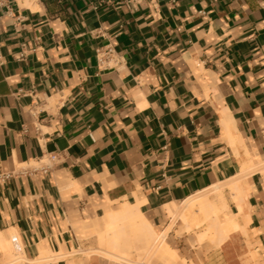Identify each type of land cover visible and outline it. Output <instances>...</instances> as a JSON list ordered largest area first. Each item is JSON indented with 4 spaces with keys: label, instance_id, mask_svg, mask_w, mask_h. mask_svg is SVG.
I'll list each match as a JSON object with an SVG mask.
<instances>
[{
    "label": "crops",
    "instance_id": "crops-1",
    "mask_svg": "<svg viewBox=\"0 0 264 264\" xmlns=\"http://www.w3.org/2000/svg\"><path fill=\"white\" fill-rule=\"evenodd\" d=\"M0 171V233L60 254L37 264H115L78 252L108 250L107 208L162 235L168 204L240 175L218 221L244 230L195 264H264V0H0Z\"/></svg>",
    "mask_w": 264,
    "mask_h": 264
},
{
    "label": "bare ground",
    "instance_id": "bare-ground-1",
    "mask_svg": "<svg viewBox=\"0 0 264 264\" xmlns=\"http://www.w3.org/2000/svg\"><path fill=\"white\" fill-rule=\"evenodd\" d=\"M29 1L30 0H25V3L27 4ZM224 124L226 126L227 122H224ZM253 170L254 171L257 170V167L253 168L250 172H252ZM240 179H241L240 175L239 176L237 175V177L235 178L229 179L220 184H216L208 188L207 190L201 192V194L199 193L198 195L185 200L180 205L177 203L168 204L167 208L172 216L171 226L177 221L178 218H181L183 220L182 222H184V228L188 230H191L195 227H200L205 223H207L208 224V226L206 227L207 233L204 234L198 233L199 234L197 236L198 241H202L204 238L208 237L209 235L208 232L209 233L213 232V237L215 238V240L221 242L222 240L227 238L230 232L244 230L239 220L236 218H231V220L228 221L226 224H221L218 221L219 212L224 210L228 206L225 195L226 190H229L228 191L229 194L231 192V194L233 195L232 199L238 204L240 211L241 212L243 211L242 201L245 199L244 198L245 195L243 188H241L242 186L240 185ZM214 193H216L217 196L216 198L212 199L211 195ZM139 204L140 203L130 204L126 201L119 207L118 210L107 208L105 214L99 219L100 220L99 230L104 229L108 239V250L106 249L107 251L104 252L108 256L117 257L118 255H116V253L121 252L122 246L128 247L130 245V237L132 234L136 236V238L143 244L142 246L144 247V249L147 251L146 248L150 247L151 244L156 242L158 238L160 239L164 237V235L167 233L168 230L162 233V235H159L151 227V225L145 220V218L141 214V211L139 209ZM0 246H1L0 248L4 250V252L2 251V253H4L2 254V257L4 256L5 258H7V261L5 260V262H7L6 264H24L23 262L25 261L30 264H37L40 262L49 261L53 256H60V254L57 253L55 254L52 253L51 251L44 250L42 248L39 259L38 258L37 260L29 259L25 255L23 245L21 244L18 234L14 229H11L9 231L8 236L4 235L3 233H0ZM166 249H168V247ZM122 258L124 260L125 257H121L120 259Z\"/></svg>",
    "mask_w": 264,
    "mask_h": 264
},
{
    "label": "rangeland",
    "instance_id": "rangeland-1",
    "mask_svg": "<svg viewBox=\"0 0 264 264\" xmlns=\"http://www.w3.org/2000/svg\"><path fill=\"white\" fill-rule=\"evenodd\" d=\"M216 196L217 194L214 193L211 195V198H216ZM207 226L208 224L205 223L199 228L188 230L184 228V226L182 225V222L178 220L176 224H174V226L170 229V231L166 233L164 237H162L163 240L162 238H160L161 240L158 238L156 242L151 244L150 247L148 248L145 247L147 251L144 249V247L142 248L143 250L140 248L141 245L139 242L137 243V241H133L130 247L131 251L128 255L126 254L124 255L125 256L124 260L123 258L122 259L113 258L111 256H108L98 251L104 248V246L100 242L99 233L95 234L96 236L94 239L95 241L94 244L93 243L92 244L83 243L81 248L78 250V252H83L87 255L94 254V255L102 256L103 258H106L109 261L115 262V264H137V263L144 264V262L145 264H195V260L193 256V253L195 251L197 252L195 257L197 258V260L200 261L201 256L203 254L209 251L210 248H213V246H217L215 243V240L212 237H207L203 241L197 240L198 233L204 231ZM156 232H160V230H156ZM160 241L161 242L163 241V242L161 243ZM167 247L168 249H166ZM1 249L2 248H0V264L2 263L6 264L7 262H5V260L7 261V258H5L4 256L2 257V254H4L2 253V251L4 252V250L3 249L1 250ZM237 252H238L237 255L239 256V260H241L242 264H254L255 263L256 256L253 252L249 250L244 251L243 249H238ZM176 253L179 255V257H177ZM129 257L132 259H130ZM23 263L30 264L26 261Z\"/></svg>",
    "mask_w": 264,
    "mask_h": 264
},
{
    "label": "built area",
    "instance_id": "built-area-1",
    "mask_svg": "<svg viewBox=\"0 0 264 264\" xmlns=\"http://www.w3.org/2000/svg\"><path fill=\"white\" fill-rule=\"evenodd\" d=\"M114 53V50L112 47H108L107 50L105 51H98L97 52V59L100 63L104 62V60L109 57L110 55H112ZM56 158L55 155L51 156L50 160H54ZM51 164H45L44 166H42V170L43 171H47L50 168ZM13 174V172H2L0 171V181H5L7 179H9L11 177V175Z\"/></svg>",
    "mask_w": 264,
    "mask_h": 264
}]
</instances>
